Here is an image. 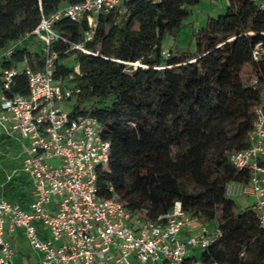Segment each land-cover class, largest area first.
Listing matches in <instances>:
<instances>
[{"label": "trees", "instance_id": "obj_1", "mask_svg": "<svg viewBox=\"0 0 264 264\" xmlns=\"http://www.w3.org/2000/svg\"><path fill=\"white\" fill-rule=\"evenodd\" d=\"M79 1L0 0V49L12 48L0 57V94L3 70L42 67L43 41L33 33L41 11ZM200 1L128 0L98 14L91 39L86 17L60 18L54 29L66 40L52 42L59 53L54 77L73 90L71 116L96 117L111 143L109 165L98 169L102 198L114 196L152 220L179 200L187 214L222 230L219 241L201 251V264H264L257 212L240 210L225 195L226 183L241 177L229 152L248 145L262 101V87L244 84L242 72L264 83V58L251 55L257 43L264 45V11L255 0H228L224 13L193 27V48L185 49L181 31ZM28 92V77L18 73L8 94ZM7 138L0 135V147ZM0 180L2 194L27 208L28 176L21 171Z\"/></svg>", "mask_w": 264, "mask_h": 264}, {"label": "built area", "instance_id": "obj_2", "mask_svg": "<svg viewBox=\"0 0 264 264\" xmlns=\"http://www.w3.org/2000/svg\"><path fill=\"white\" fill-rule=\"evenodd\" d=\"M128 0H81L54 11H41L33 33L43 41L42 67L8 68L1 75L0 134L20 144L21 171L32 185L27 208L18 200L0 197V264H13L15 249L7 238L23 230L33 251L40 254L36 264H201L191 250H206L222 237V230L187 214L181 201L156 220L129 212L116 197L98 194V169L109 165L111 143L103 138L99 120L91 115L71 116L59 103L67 101L73 90L55 79L59 53L52 42L63 38L54 29L62 17H86L91 39L101 11L121 6ZM158 2L160 0H152ZM264 11V0H255ZM72 47L87 51L82 44ZM12 48L2 52L8 56ZM256 61L264 58V45L251 50ZM25 73L28 94L12 93L15 77ZM254 83H258L254 79ZM248 145L229 152L228 159L241 173L225 185L229 198L248 196V206L258 214L264 228V100L255 108ZM12 174L6 176L10 180ZM38 222L41 224L38 225ZM184 228L194 229L185 238ZM48 234L41 236V231ZM210 264H228L213 261Z\"/></svg>", "mask_w": 264, "mask_h": 264}, {"label": "rangeland", "instance_id": "obj_3", "mask_svg": "<svg viewBox=\"0 0 264 264\" xmlns=\"http://www.w3.org/2000/svg\"><path fill=\"white\" fill-rule=\"evenodd\" d=\"M215 1L216 0H201L198 4H196L193 7V11L191 12L189 18L185 20V26L181 31V38L178 41V43L181 47H183L185 49H192L193 48V44L190 41L191 32L193 30V27H201L199 25H201L202 20L205 16L210 15L213 17H217L218 15L225 12L226 3H225V6L224 5L222 6V8H220V7L217 8V6L214 4ZM223 1L226 2V0H223ZM213 8H215V10H213ZM125 12H126L125 9L123 7H120V15H124ZM0 50L2 51V49H0ZM2 52L0 53V55L2 54ZM63 62L70 63V62H72V58H69V59L65 58L63 60ZM135 65L137 66L138 64L136 63ZM1 71H2V68L0 66V73H1ZM254 79L255 78L248 75V73L246 71L242 72V82L244 84H246V85L255 84ZM256 85H260L262 87V96H263V100H264V83L259 84V82H258V83H256ZM59 106L62 109H64L65 111L70 112L73 109L74 102L71 100H67L65 102L59 103ZM14 150L15 149H13L12 151L8 150L9 153L7 154V151L4 148L0 147V173L1 172L5 173L7 170L11 171L13 169L12 167L7 169L10 165V162H11L10 157H15L14 155L20 154L19 151L15 152ZM17 162H19V161H17ZM17 172H21L20 168ZM162 179L163 178H161V181H162ZM181 181L182 182H179V185L184 187V185L186 184L187 181L185 182L184 179H182ZM231 199L234 200L238 204L240 210L247 208L254 201L253 197H248V196L232 197ZM201 251H202L201 249L197 250L199 255H200ZM22 252H24L26 255H29V256L34 255V252L27 245L24 246V248L22 249ZM134 264H136V263H134ZM138 264H145V263L138 261Z\"/></svg>", "mask_w": 264, "mask_h": 264}, {"label": "crops", "instance_id": "obj_4", "mask_svg": "<svg viewBox=\"0 0 264 264\" xmlns=\"http://www.w3.org/2000/svg\"><path fill=\"white\" fill-rule=\"evenodd\" d=\"M227 2H228V0H226V2H224L223 0H216L214 2V4L217 6V8H219V7L222 8L223 5L225 6V3L227 6ZM213 10H215V8H213ZM207 16H209V15H207ZM207 16H205L203 18L202 23L199 26H202L204 24ZM1 52L2 51L0 50V53ZM0 135H2V134H0ZM3 136H5V135H3ZM2 148H4L7 151V154L9 153L8 150L12 151L13 149H15L14 150L15 152L19 151V153H20V144L13 139L7 138L6 142H5V147H2ZM14 156L15 157H10L11 162H10L9 167L7 168V169H9L10 167H12L13 169L11 171L7 170L5 173L1 172L2 174L0 173V178H1V175L7 176L9 174H12V176H13L14 174L17 173L19 168L21 170L22 156L20 154L14 155ZM17 161H19V162H17ZM6 181H7V179H6ZM2 186H3V181L0 180V197H4V198L9 199L8 197H6L2 194V188H3ZM31 188H32V185H31ZM31 193H32V189H31ZM38 225L41 226V224L39 222H38ZM193 232H194V229L192 230L190 228H184L180 232V237L185 238L187 235H189ZM40 234L43 238L48 237L47 232H45L43 230L41 231ZM7 238L9 239V241L11 242L12 246L15 249V256H14V263L13 264H36L38 262V260L40 258V254L32 250V248L30 247V245L27 242V239H26V236H25L23 230H18L13 234H7ZM25 245H27L34 252V255L29 256V255H26L24 252H22V249L24 248ZM191 254L199 255V253L196 250H191ZM134 263L138 264V260H136L134 257H132L131 258V264H134ZM145 264H155V263L150 262V263H145ZM156 264H163V263L157 262Z\"/></svg>", "mask_w": 264, "mask_h": 264}]
</instances>
